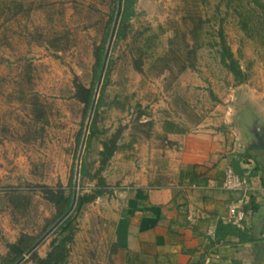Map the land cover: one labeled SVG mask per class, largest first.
<instances>
[{
    "label": "rangeland",
    "instance_id": "374dc122",
    "mask_svg": "<svg viewBox=\"0 0 264 264\" xmlns=\"http://www.w3.org/2000/svg\"><path fill=\"white\" fill-rule=\"evenodd\" d=\"M117 4L0 0V9L12 7L0 15V255L20 232L39 237L51 225L54 210L38 185L67 189L70 181L72 189L80 161L93 172L101 140L118 127L119 147L100 170L105 191L71 213L64 264H108L98 253L100 224L108 220L100 213L115 210L119 192L137 183L139 164L150 173L169 166L158 132L163 119L188 132H214L229 155L256 145L264 126V0H135L125 34L114 30L108 47L98 131L81 147L89 109L73 96L74 78L95 87L93 48L103 43L105 52ZM220 34L245 73L241 82L220 62ZM35 101L46 121L33 120ZM94 183L77 175L81 192ZM14 191L29 197L22 211L8 199ZM52 236L38 244L39 255Z\"/></svg>",
    "mask_w": 264,
    "mask_h": 264
},
{
    "label": "crops",
    "instance_id": "0c3cea01",
    "mask_svg": "<svg viewBox=\"0 0 264 264\" xmlns=\"http://www.w3.org/2000/svg\"><path fill=\"white\" fill-rule=\"evenodd\" d=\"M263 127L256 145L229 155L228 146L208 129L164 132L160 125L169 166L150 173L139 164L137 183L119 192L115 210L100 213L108 220L100 224L98 253L108 264H264ZM231 159L239 160L251 186L239 232L220 219L237 197L221 188ZM189 212L195 213L192 221Z\"/></svg>",
    "mask_w": 264,
    "mask_h": 264
},
{
    "label": "trees",
    "instance_id": "16d2710c",
    "mask_svg": "<svg viewBox=\"0 0 264 264\" xmlns=\"http://www.w3.org/2000/svg\"><path fill=\"white\" fill-rule=\"evenodd\" d=\"M120 1L119 5V15H118V23L115 29V36L121 37L125 34L126 22L129 16L132 13L133 4L135 0H117ZM12 7L3 6V9H0V15H3L5 11H10ZM5 9V10H4ZM15 13V12H12ZM1 23V22H0ZM219 58L222 65L232 74L233 78L236 82H241L245 79V73L241 70L237 60L233 56L232 51L225 44V41L220 34L219 37ZM104 56V44L100 43L94 46L93 48V73L95 76L98 75L102 60ZM138 67V65H137ZM101 90V87H100ZM94 93V85L93 83L85 86L80 81L74 78V92L73 96L76 100L82 103L83 110L89 109L92 96ZM102 103L101 97H96L95 104L92 110V115L89 121L87 134L85 138V146L84 148H89L90 140L93 138L97 131V115L98 108ZM34 106V121H46L44 111L41 108L39 102L35 101L32 103ZM161 129L164 132L171 131H179L184 130L180 128L174 121L163 119L161 122ZM82 134V129L77 134V141ZM121 134V128H116L106 139L101 140V149L97 151L98 153V163L99 166L93 171L90 172L88 170L87 163L82 159L79 163L78 174L80 178L86 177L89 180H95V183L90 188L89 192H81L77 190L76 199L74 206L71 212L49 233V235H53L48 244V249L45 251L44 255H39L37 252V247L33 249L21 262L31 261L34 264H64L69 251V243L73 238V216L71 215L72 211L75 209H79L82 205L87 202L92 201L97 196L101 195L104 189V179L100 174V170L103 165L107 162V160L112 156V154L118 149V139ZM169 143V142H168ZM230 165L234 169L235 172L239 174H244V169L239 166L238 159H231ZM246 177L249 181L248 173ZM250 183V181H249ZM71 182H68V187H63L60 183H57L55 186L48 185H38V190L41 193V197L44 198L47 202H49L53 207V217L49 219L48 223L52 224L68 207L71 201L72 189L70 188ZM249 193V192H248ZM8 199L12 202V206L15 210H24L29 202V197L27 194H24L20 191H14L8 194ZM249 201V198H248ZM247 201V203H248ZM245 203V206L247 205ZM230 225V224H229ZM240 229L237 228L239 232ZM37 236L26 232H20L19 235L13 241L5 242L6 251L4 254L0 255V264H12L15 260H17L37 239Z\"/></svg>",
    "mask_w": 264,
    "mask_h": 264
},
{
    "label": "built area",
    "instance_id": "2783aa9c",
    "mask_svg": "<svg viewBox=\"0 0 264 264\" xmlns=\"http://www.w3.org/2000/svg\"><path fill=\"white\" fill-rule=\"evenodd\" d=\"M221 188L229 192H235L237 197L227 205L220 219L224 222L234 224L238 229H243V220L245 217L244 205L248 201V192L251 189L245 173L239 174L234 171L231 165L227 164L223 170ZM194 216V212H189L187 218L192 221Z\"/></svg>",
    "mask_w": 264,
    "mask_h": 264
},
{
    "label": "water",
    "instance_id": "95a60500",
    "mask_svg": "<svg viewBox=\"0 0 264 264\" xmlns=\"http://www.w3.org/2000/svg\"><path fill=\"white\" fill-rule=\"evenodd\" d=\"M119 5H120V1H118V4H117V9H116V13H115V16H114V21H113V25H112V28H111V32H110L108 44H107V46L105 48V52H104V59L102 61V65H101V68H100V72H99V75H98V79H97L96 85L94 87V93H93L92 101H91V104H90V107H89V112H88V115H87V121H86V124H85V127H84V133H83V136H82V139H81V147L84 144V140H85V136H86V133H87L89 121H90V118H91V115H92V110H93V107H94V104H95V100H96V97H97V92H98V89H99L100 79L102 77V73H103V69H104V64H105V58H106L107 53H108V47H109V44H110V40L112 38V35H113L114 30H115V27H116V23H117V20H118ZM78 158H79V156H78ZM78 168H79V164H78V167L76 168V171H75V177H74V181H73L71 201H70L67 209L12 264H19V263H21V261L33 249H35L38 246V244H40L42 242V240H44V238H46V236H48V234L71 212V210H72V208L74 206L75 199H76V194H77V175H78Z\"/></svg>",
    "mask_w": 264,
    "mask_h": 264
}]
</instances>
